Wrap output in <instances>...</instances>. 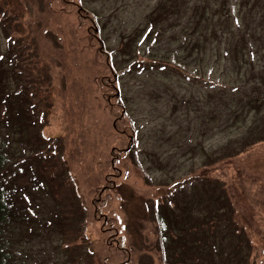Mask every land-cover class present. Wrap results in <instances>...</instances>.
I'll return each instance as SVG.
<instances>
[{"label": "rangeland", "instance_id": "1", "mask_svg": "<svg viewBox=\"0 0 264 264\" xmlns=\"http://www.w3.org/2000/svg\"><path fill=\"white\" fill-rule=\"evenodd\" d=\"M160 1L0 0V53L16 56L9 87L0 78L2 174L42 199L26 263L35 244L39 264H170L172 251L173 264H264V138L249 143L264 107L230 114L249 66L225 55L229 31L191 51L186 20L149 27ZM222 199L231 233L194 251ZM158 213L176 222L164 236Z\"/></svg>", "mask_w": 264, "mask_h": 264}, {"label": "trees", "instance_id": "2", "mask_svg": "<svg viewBox=\"0 0 264 264\" xmlns=\"http://www.w3.org/2000/svg\"><path fill=\"white\" fill-rule=\"evenodd\" d=\"M232 4L231 0H220V6L215 5V1L213 0H161L153 12L148 16V26L153 27L155 23L161 22L177 25L180 24L183 19L184 21L186 20V25L189 29L187 30L189 39L184 41L182 45L188 50V47H190L191 51L198 48L201 36L203 37L204 45H207L210 40L218 39L221 30L229 31L232 33L233 37L235 32L238 33V36L236 35V40L233 41V39H235L233 37L228 39L225 55L231 57V63L235 65V67H237V65L239 68H243L245 65L249 66V69L242 74L244 79L241 80V84L245 88V90H243L245 91V96L241 95L239 97L238 105H236L230 113L236 115V112H238L239 115L243 114L246 107L257 110H261L262 107H264V97L260 98L259 95L261 90H264V0H237L235 5ZM212 9L214 12L210 15L209 12ZM253 12L258 17L254 15L258 22L255 25H251L250 23L251 20H253L251 18ZM216 15H218V18L215 22L214 16ZM194 41L199 43H195ZM4 53L5 52L0 53V78L2 84L5 83V85L7 84V87H9V76L13 74L12 62L16 56L12 58L6 56ZM254 54L256 58H254ZM249 81L251 83H256V85L254 84L255 88L253 89V94H249L253 86L249 87L245 84ZM12 137L13 136H11L9 140L0 130V264H31L30 259L27 260V263L24 261L27 249L25 253L20 254V249L18 247L19 245L21 246V243L25 240L28 241L26 236L27 227L32 221L34 222L33 225H36L38 221L36 217H31L30 211H36L37 215L41 214L42 199L37 196L35 192H31L27 195L26 188L20 191V189H17L18 187L16 185L11 187L13 183L12 180H7L8 178L6 179L2 174L13 160V150L11 148ZM263 138L264 134H258L254 137L253 141L249 143L254 145L258 140H262ZM237 150L230 152L228 155L232 157L236 154L234 152ZM21 159L23 161V157H21ZM23 193L25 196H23ZM186 193L188 194L189 191L186 190ZM31 202L33 206L29 205ZM223 205L224 200L222 199L221 207L219 204L216 205L212 213L206 214L205 211H203L205 217L204 229H207V236H209L210 239L206 240L207 244L195 243L194 251L200 250L201 246H212V242H215L217 238L221 240V232H223V230L227 235L229 234L228 220L225 221L221 215L219 216L217 214L219 210L221 214H223ZM158 214L160 215L158 216V228L161 229V234L164 236L169 232L170 225L176 222L168 220L166 216L161 213ZM187 214L190 213L188 212ZM226 216L229 217V215ZM175 227L177 228V224H175ZM176 228L174 230H176ZM178 228L176 240L181 239V236L186 234L183 227L179 225ZM48 237L50 239L51 236L48 235ZM239 237H243L242 234L239 233ZM164 242L166 244L168 243L166 240ZM34 245L35 244H32L29 249L32 252V256L34 255L36 258L35 262L39 264L40 261L37 260L35 254L38 251V246ZM188 247L187 245L179 246L180 250H183L187 254L186 261L190 262V258L192 259L193 257ZM241 247L243 246L240 245L239 248ZM188 253L190 254L188 255ZM245 254L246 252L242 254L243 257H245ZM172 257L176 258L173 251L172 256H168L167 259V261L169 260L171 262L170 264H173ZM240 257L241 255L238 259ZM33 262L34 261H32V264Z\"/></svg>", "mask_w": 264, "mask_h": 264}]
</instances>
